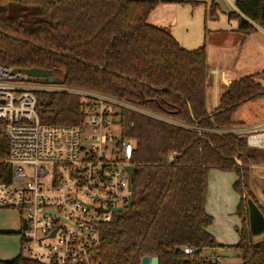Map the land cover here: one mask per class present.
<instances>
[{"label": "trees", "instance_id": "trees-1", "mask_svg": "<svg viewBox=\"0 0 264 264\" xmlns=\"http://www.w3.org/2000/svg\"><path fill=\"white\" fill-rule=\"evenodd\" d=\"M160 4L203 3L0 0V64L51 70L61 87L105 94L149 113L126 108L118 113L123 136L135 142L132 207L114 213L101 227L99 264H140L145 256L158 257L159 264H210L203 252L224 248L209 232L213 217L206 211L213 169L237 176L233 190L240 196L236 213L242 228L239 243L228 249L240 264H264V240L254 242L247 204L252 199L264 214L248 185L264 150L250 148L246 135L230 132L237 128L238 109L264 99L260 74L233 81L210 111L206 46L187 50L168 28L152 25L150 15ZM235 6L228 18L238 22V32L264 29V0H236ZM218 10L212 1L208 18L217 20ZM35 94L42 124H81L79 95ZM8 147L0 136V182L11 176L4 163ZM186 247L194 254H184ZM20 263L19 258L10 264Z\"/></svg>", "mask_w": 264, "mask_h": 264}, {"label": "built area", "instance_id": "built-area-1", "mask_svg": "<svg viewBox=\"0 0 264 264\" xmlns=\"http://www.w3.org/2000/svg\"><path fill=\"white\" fill-rule=\"evenodd\" d=\"M13 70L0 64V136L8 142L4 163L11 168L9 180L0 182V209L19 213L21 254L6 263L20 258V264H99L101 227L132 196L127 169L133 166L135 142L123 136L118 113L143 111L94 91L50 90ZM213 90L217 108L219 87ZM39 91L79 95L81 124H42ZM244 135L250 148L264 150V127ZM183 252L194 254L188 247ZM202 257L223 264L217 254Z\"/></svg>", "mask_w": 264, "mask_h": 264}, {"label": "crops", "instance_id": "crops-1", "mask_svg": "<svg viewBox=\"0 0 264 264\" xmlns=\"http://www.w3.org/2000/svg\"><path fill=\"white\" fill-rule=\"evenodd\" d=\"M195 1L203 4L198 6L189 4H160L150 15L149 22L155 26L168 28L180 45L187 50H196L204 45L206 46L210 74L209 83L214 89L220 88L222 85L228 86L233 81L247 75L264 74V29L256 26L258 31L254 34L238 32V22L228 18L230 12L237 11L235 3L231 0H227L231 6L228 10L222 8L218 0ZM212 1H215L219 6L217 20L209 19L207 16ZM233 22L236 24L233 25ZM251 69H253L252 74L246 75L245 73H248L247 71ZM208 108L210 111L216 108L215 101H211L209 97ZM238 131L237 129H233L230 132L240 134ZM211 172H213L212 177L214 173H219L223 176L233 173L235 180L232 188L237 181V176L234 172H222L216 169L211 170ZM212 194L213 191L208 186L206 211L213 217V223L216 224L217 218L215 219L213 216L215 210L213 208L210 210L207 206L211 201ZM237 196L239 197V201L235 209L233 208L231 212H225L230 213L232 216L229 218L231 219V223L226 222V226H222L224 235L221 237L213 230L215 224L209 227V232L214 236L217 244L224 248H220L219 254L210 253L208 255L203 254V256L208 257L211 254H217L222 257L224 263V254H232L231 250H227L228 247L239 243L240 235L238 230L242 228V219L240 218V226L233 219L234 215L238 216L236 211L240 202V196L238 194ZM258 202L262 206L259 200ZM234 224L236 238L231 244H228L234 235L231 231V225Z\"/></svg>", "mask_w": 264, "mask_h": 264}, {"label": "rangeland", "instance_id": "rangeland-1", "mask_svg": "<svg viewBox=\"0 0 264 264\" xmlns=\"http://www.w3.org/2000/svg\"><path fill=\"white\" fill-rule=\"evenodd\" d=\"M221 3L222 8L230 9L231 6L227 0H218ZM236 23L233 22V25ZM252 70L247 71V74H252ZM257 81L264 85V74H260L257 78ZM45 86L53 90L54 88H60L61 86L57 83L54 84H45ZM227 86L222 85L219 88V100L226 89ZM214 90L209 83L208 89V97L213 100ZM145 113L144 110H142ZM235 122L237 125L238 132L242 134H247L251 130L257 127H264V99L256 100L245 104L243 107L238 109L236 115L234 116ZM214 172V171H213ZM210 173V184L209 189L213 191L211 195V201L209 203L208 208L210 210H215L213 214L214 218H217V223L215 224V228L213 229L219 236H223L224 232L222 231V226H226V222L231 223V214L225 212H231V210L237 206L239 197L234 192L232 188V184L235 180V175L233 173H228L229 175L223 176L219 173H214L212 177V173ZM248 185L251 191L254 192V196L257 200L260 201L262 206L264 207V160H260L258 165L251 168V171L248 175ZM234 221L237 222V225H241V219L239 216H233ZM20 217L19 213L15 210H4L0 209V261L7 262L18 255L21 254V241H20ZM231 231L233 232V237L231 242H233L236 238L235 232V224L231 225ZM264 240V233L255 236L254 242L260 243ZM220 248L216 250H205L203 252L204 255H208L210 253H218ZM222 250V249H221ZM224 263L223 264H240V260L234 256V254H224Z\"/></svg>", "mask_w": 264, "mask_h": 264}, {"label": "water", "instance_id": "water-1", "mask_svg": "<svg viewBox=\"0 0 264 264\" xmlns=\"http://www.w3.org/2000/svg\"><path fill=\"white\" fill-rule=\"evenodd\" d=\"M14 73L23 72L26 76L30 79H41L46 82V84H54L58 82V78L53 76L51 70L47 69H29V70H22V69H14ZM129 177L132 179L134 166L128 167ZM129 189L132 190V184L130 183ZM248 209H249V226L251 234L255 236H259L264 233V214L262 213L261 209L258 205L252 200H247ZM132 207V200L129 199V202L126 205V209H130ZM102 210V209H100ZM114 213H118L123 211V208H114L112 210ZM108 212V211H105ZM140 264H159L158 257H150L145 256L141 259Z\"/></svg>", "mask_w": 264, "mask_h": 264}]
</instances>
